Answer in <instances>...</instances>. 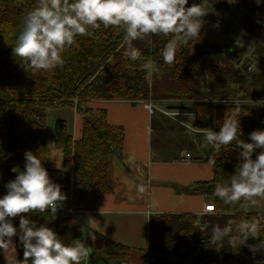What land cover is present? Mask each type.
Here are the masks:
<instances>
[{
    "label": "trees",
    "instance_id": "16d2710c",
    "mask_svg": "<svg viewBox=\"0 0 264 264\" xmlns=\"http://www.w3.org/2000/svg\"><path fill=\"white\" fill-rule=\"evenodd\" d=\"M215 1L218 0H202V4L208 9ZM36 3L37 0H0V196L6 193L4 185L15 178L11 168L19 166L22 171L24 153L32 151L42 159L50 179L61 186L66 200L58 205L63 210L55 214L46 210L21 215L35 220L37 226L44 224L51 228L65 244L83 240L91 247L90 254L100 256L102 262L125 264L130 257V247L111 240L86 223L84 237H79L82 210L79 204L87 193H112L107 179L109 157L112 153L119 154L124 144L123 126L109 123L107 109L94 108L91 103L124 101L135 105L139 101L167 98L185 101L194 113V128L218 131L236 101L240 106L238 138L250 142L249 133L264 130V46H260L258 53L257 74L248 92L241 95H237L238 90L233 87L238 81L239 69L226 57L232 49H225L223 53L222 49L200 46L190 40L179 46L173 64L168 65L160 52L171 37L157 34L151 37V43L147 38L133 41L141 55L131 61L122 55L123 29L111 26L90 29L91 36H77L76 42L63 53L61 67L48 72L33 71L23 66L26 62L15 56L13 49L22 30L23 17ZM193 3L200 0H188L186 7ZM253 12L256 18L244 24L251 33L262 34L264 25L260 20L264 16V0L259 5L254 4ZM231 55L235 60L241 58L236 50ZM146 61H151L157 71H163L164 89L158 91L162 95L156 97L157 100L150 89L149 73L141 68ZM74 105L81 114L79 136L73 139L66 121L54 122L53 145L62 154L63 167L51 168L47 163L46 111ZM239 151L234 142L219 152L211 147L212 178L198 181L188 189L206 196L214 212L150 215L144 249L147 264H257L264 260L260 251L253 255L248 247L264 240V214L240 212L243 200L226 206L215 197L216 185L227 182L234 173ZM259 151L254 150L253 159ZM245 218L258 221V237H249L246 244L239 247L230 246L228 237L220 242L211 239L214 226L222 228L230 220L238 222ZM18 221L19 217L13 218V225L17 226ZM22 252V246L17 243L18 258H22ZM0 264H4L1 256Z\"/></svg>",
    "mask_w": 264,
    "mask_h": 264
},
{
    "label": "clouds",
    "instance_id": "9594fccd",
    "mask_svg": "<svg viewBox=\"0 0 264 264\" xmlns=\"http://www.w3.org/2000/svg\"><path fill=\"white\" fill-rule=\"evenodd\" d=\"M186 5L188 0H37L23 17L13 51L26 62L24 67L48 72L63 65V53L76 42L77 36H91L90 29L111 26L123 29L122 55L131 61L141 55L133 41L147 38L151 43V37L157 34L170 36L160 55L164 63L172 65L179 46L199 38L204 24L202 17L208 13L202 0ZM141 68L149 74L156 71L151 61L144 62ZM233 105L218 131L204 132L201 148L211 146L219 152L222 147L235 143L240 149L239 162L230 179L216 185L215 197L226 206L241 200L254 206L264 200V130L249 133L250 142L239 139L240 106L236 101ZM144 108L151 113L154 103L145 102ZM177 115L179 113L175 112L174 118ZM184 115L193 118L190 113ZM179 123L187 126L184 121ZM255 149L260 151L253 159ZM41 160L32 151H25L23 170L19 166L11 168L15 178L4 185L6 193L0 196V256L5 264H88L92 249L83 240L65 244L51 228L44 224L37 226L35 220L21 215L46 210L55 214L58 205L66 200L61 186L50 179ZM145 191L144 185H137L139 194ZM16 217L19 221L14 226L12 219ZM259 231L257 220H230L222 228L214 226L211 239L220 242L228 237L230 246L239 247L245 245L249 237H258ZM17 243L22 246V258L17 257ZM248 247L253 255L258 251L264 255V240ZM257 264H264V260Z\"/></svg>",
    "mask_w": 264,
    "mask_h": 264
},
{
    "label": "crops",
    "instance_id": "0c3cea01",
    "mask_svg": "<svg viewBox=\"0 0 264 264\" xmlns=\"http://www.w3.org/2000/svg\"><path fill=\"white\" fill-rule=\"evenodd\" d=\"M107 102L113 105L127 104L129 107H122L123 116L130 122L120 124L124 128V144L119 154L112 153L109 157L107 179L112 193L99 194L95 204L92 197L86 195L84 208L80 209L85 222H88L92 229L115 242L135 249L130 253L127 264H134L137 260L138 263L147 264L144 249L147 245L149 212L151 215L204 213L203 205L210 200L188 189H192L198 181L212 178L211 146L201 148L205 131L193 127V118L188 119L185 115L174 118L158 110L149 113L143 104L138 103L131 105L124 101ZM110 108H107L108 122L118 123V113L121 109L112 106ZM71 109V114L66 113V123L75 140L80 133V118L76 120V112L74 108ZM180 121L187 123V126L181 125ZM50 128L51 126H48V129ZM50 138L53 140V133ZM186 153L190 157H185ZM143 174L149 176L151 185V193L146 194V204L137 192L139 178L143 177ZM143 181L144 177L142 183ZM89 207L93 208L88 209ZM239 211L264 214V200L254 206L243 201ZM89 258L101 259L95 254H90Z\"/></svg>",
    "mask_w": 264,
    "mask_h": 264
},
{
    "label": "rangeland",
    "instance_id": "374dc122",
    "mask_svg": "<svg viewBox=\"0 0 264 264\" xmlns=\"http://www.w3.org/2000/svg\"><path fill=\"white\" fill-rule=\"evenodd\" d=\"M262 0H260V3ZM216 3V4H215ZM256 3V0H248V2L239 3L237 0H218L215 1L213 5H211L208 9V13L202 17V20L204 21V24L200 31L199 38L195 39V43H197L200 46H206L210 48H217L222 49L223 53H225V49H232L228 51L226 54V57L234 63V66L238 70L239 74L237 76L238 81L236 84H233V87H235V90L237 91V95L244 94L249 89L250 82L252 78L257 74L258 67L256 66V61L258 59V53L261 52L260 46H264V33L258 34L257 32L251 33L249 31L248 26H245L244 23H248V20L251 18H256L255 14L253 12L254 4H260ZM261 24L264 25V16L260 20ZM233 50L238 51L241 54L240 60H235L234 56L231 55V52ZM148 81L150 84V89H152V95L154 98L158 97L159 94L158 91H161V89H164L162 82L164 79L163 71L156 70L155 72L148 74ZM248 92V91H247ZM238 98V97H237ZM158 98H156L157 100ZM152 101L157 109H166V107L170 105H184L188 106L185 101H177V100H171V99H163V100H148ZM130 104L129 102H126ZM143 101H139L138 104H142ZM92 106L94 105H103L104 108H110L112 107H119L121 111L118 113V123L114 124H124L123 122H130L126 121V118L123 116L124 109L122 107H129L125 103H120L117 105L111 104V102H92ZM74 108L76 112V120L77 118L81 117V114L76 109L75 105L72 107ZM113 108H110V110ZM169 110V109H167ZM172 110H182L191 112L192 117H194V113L192 109L186 108V109H172ZM71 107H59V108H50L46 111V123H47V163L51 168H62V154L60 151L54 148L53 140L50 138V135L53 133V126L55 120L58 118L59 120L64 119L68 122V119L66 118L67 114H71ZM157 111V110H156ZM137 113V112H136ZM126 114V112H125ZM180 116V115H177ZM108 120V119H107ZM48 126H51L50 129H48ZM194 127V126H193ZM147 169V168H146ZM147 171V170H145ZM144 177V181L142 183V178ZM143 177L139 178V185L141 183L146 187V191L143 193V195L140 194L141 199L146 204V194L148 195L151 193V185L149 184V176L146 174H143ZM86 195H89L93 199V204H95V199L98 197V194H92L87 193L85 194L83 201L80 202L79 207L84 208L85 205V199ZM88 207V206H86ZM93 208L89 207L88 209ZM81 222V233L79 234V237L82 238L84 233V228L86 223L89 226L88 222H84L83 213L80 214ZM88 216V214H86ZM83 227V228H82ZM14 239V238H13ZM133 249H131L132 252ZM135 250V249H134ZM133 250V251H134ZM137 252H140L136 250ZM130 252V253H131ZM3 263L4 259L1 256ZM139 260L135 261L134 264H141L138 263ZM129 263V261L127 262ZM125 263V264H127Z\"/></svg>",
    "mask_w": 264,
    "mask_h": 264
},
{
    "label": "built area",
    "instance_id": "2783aa9c",
    "mask_svg": "<svg viewBox=\"0 0 264 264\" xmlns=\"http://www.w3.org/2000/svg\"><path fill=\"white\" fill-rule=\"evenodd\" d=\"M145 102H148V101H144L142 104L144 105ZM169 109V110H167ZM155 110H158L160 111L161 113H163L164 115H167V116H170V117H175V112L179 113V115H184V113H190L192 114L191 112H187V111H182V110H172L168 107H166V109H157L156 106L154 105V109L151 113L155 112ZM185 157H190V155L188 153L185 154ZM59 210H63V207H57V211ZM203 212L204 213H212L214 212V207L212 205V203H205L203 205Z\"/></svg>",
    "mask_w": 264,
    "mask_h": 264
},
{
    "label": "water",
    "instance_id": "95a60500",
    "mask_svg": "<svg viewBox=\"0 0 264 264\" xmlns=\"http://www.w3.org/2000/svg\"><path fill=\"white\" fill-rule=\"evenodd\" d=\"M168 108L170 109H186L188 108V106H184V105H170L168 106ZM89 264H107L106 262H102L101 260L98 259H94L91 260V258L89 259Z\"/></svg>",
    "mask_w": 264,
    "mask_h": 264
}]
</instances>
